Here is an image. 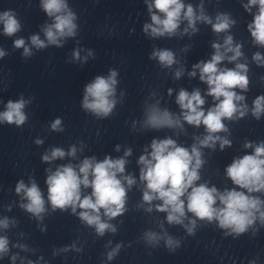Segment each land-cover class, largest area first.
I'll return each instance as SVG.
<instances>
[{
    "label": "clouds",
    "instance_id": "9594fccd",
    "mask_svg": "<svg viewBox=\"0 0 264 264\" xmlns=\"http://www.w3.org/2000/svg\"><path fill=\"white\" fill-rule=\"evenodd\" d=\"M254 6L258 7V11L248 25V30L255 43L264 46V0H248V4L244 5L246 11H251ZM40 7L52 19V23L42 28L46 42L41 40L39 35H32L29 38L32 46L36 49H43L49 45L62 47V41L65 38L77 35V16L69 7L67 0H41ZM148 11L151 14V23H146L143 30L153 38L174 36L182 20L187 21L188 25L184 29L185 33L189 28L196 32L197 21L211 24L216 33L228 31L235 23L228 14L223 13L218 14L213 23V20L204 13L202 6L197 14L193 6L185 5L183 0H152V3L148 4ZM0 25H2L3 34L8 37L14 36L22 28L17 13L12 9L0 11ZM13 46L17 49L23 48L22 55L25 57L32 55L31 49L26 46L23 38L14 40ZM212 47L215 52L211 59L195 64L189 75L195 77L198 70L200 80L208 85L207 95L213 97L217 103L205 112L202 107L205 100L199 89L191 93L181 89L176 97V103L182 110L183 120L189 125L197 127L203 125L208 134L203 139L196 138L199 147L193 144L191 149L178 146L171 138L154 139L150 145L151 151L146 150V154L141 155L138 160V164L142 166L140 180L146 184L142 199L149 205L154 200L161 201L162 203L156 205V210L167 213L166 219L169 224L183 225L187 211L199 220L209 223L217 221L221 229L230 230L225 235L239 236L247 232L257 219L264 224V210H262L264 201L251 195L264 191V142L258 144L252 154L234 159L225 169L227 177L236 187L220 192L215 186L196 184L200 180L199 169L205 163L201 158L200 148H213L217 141L220 143L221 150L225 146H231L228 139L213 134L228 131L223 120L242 118L248 111L246 105L239 103L244 101L245 97L234 90L236 88L247 90L249 81L246 65L237 63L234 69L218 67L226 57L229 62H234L241 57V46L237 44L233 47V38L229 35L225 38L223 45L213 43ZM222 48L223 51H221ZM80 51V49L74 50V59L86 61L93 55L89 50L87 56L81 58ZM228 53L232 55L228 56ZM5 55V51L0 49V58ZM150 58L158 59L163 67H171L176 63L173 52L167 49L154 50ZM253 59L264 63L259 53H256ZM117 75L116 70H110L106 77L97 76L85 86L81 103L84 111L97 118H106L111 115L117 103L114 99L118 83ZM181 75L182 70L176 71L177 79ZM29 103L30 100H25L23 96L15 101L8 100L5 110L0 112V123L14 124L17 127L24 125L28 119L24 109ZM237 113H239L238 117ZM261 113H264V96H258L253 101V116L259 119ZM146 115L144 124L148 128L182 127L181 121L174 118L167 109L160 110L152 106L147 110ZM61 124V119L57 118L50 127L53 131H63ZM35 143L39 145L43 141L37 139ZM244 147L252 148L253 146L250 142H246ZM116 150L119 151V146ZM76 152L75 146H72L67 153L61 148H53L50 154L46 153L42 156V160L51 162L64 159L66 155L75 157ZM129 155H131V149L125 151L124 157ZM126 163L127 160L123 157L112 159L106 156L102 161L91 157L83 159L75 167L69 163L58 166L55 171L46 169L48 173L45 181L48 191L47 200L52 210L64 211L70 207L72 212L76 213L79 208L80 220L94 227L98 236H103L109 231L114 233L116 228L102 219L101 210L109 220L125 211L127 190L122 180L126 182L128 188L136 183L132 176L123 175ZM82 187L91 188V194L82 196ZM15 192L22 194V198L27 201L21 204L25 211L37 219L43 218L42 214L46 211L45 199L34 180L29 185H26L23 180L19 181ZM146 211L151 212L152 207H148ZM8 225L7 218L0 220V228H7ZM184 227L189 234H193L196 220H190L189 225ZM161 238L154 232L145 233L148 243H156ZM165 244L169 250H174L179 246V241L168 236ZM7 245V238L0 237V257L8 252ZM121 246L117 244L109 251L107 259L112 260ZM72 247L74 248L75 245ZM76 250L79 251V249ZM15 259L16 257L13 256L12 260L15 261ZM28 264L32 262L28 261Z\"/></svg>",
    "mask_w": 264,
    "mask_h": 264
}]
</instances>
